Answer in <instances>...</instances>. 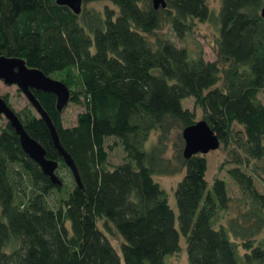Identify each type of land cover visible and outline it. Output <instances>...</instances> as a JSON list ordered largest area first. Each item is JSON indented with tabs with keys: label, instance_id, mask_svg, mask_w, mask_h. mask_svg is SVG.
Returning <instances> with one entry per match:
<instances>
[{
	"label": "trees",
	"instance_id": "obj_1",
	"mask_svg": "<svg viewBox=\"0 0 264 264\" xmlns=\"http://www.w3.org/2000/svg\"><path fill=\"white\" fill-rule=\"evenodd\" d=\"M95 1L116 8L83 7L76 14L57 0H0V54L64 81L70 101L84 106L67 127L57 96L35 91L81 183L38 110L18 112L46 157L59 163L57 174L69 169L73 179L58 174L61 185L0 114V264H171L183 238L191 264H264V238L257 239L264 232V192L246 170L264 159V0H222L217 15L208 0H166L159 9L153 0L84 4ZM214 18L216 61L202 50L192 56L162 32L169 26L184 39L195 22ZM2 96L14 108L9 94ZM190 97L221 145L234 143L228 174L240 188L238 199L225 179L209 183L205 154L185 157L183 135L168 156L173 130L198 122L184 105ZM109 138L123 147L121 163L111 164ZM182 173L176 212L155 177ZM100 220L120 234V250Z\"/></svg>",
	"mask_w": 264,
	"mask_h": 264
},
{
	"label": "rangeland",
	"instance_id": "obj_2",
	"mask_svg": "<svg viewBox=\"0 0 264 264\" xmlns=\"http://www.w3.org/2000/svg\"><path fill=\"white\" fill-rule=\"evenodd\" d=\"M211 9L217 15L220 11L222 0H208ZM110 6L116 8L110 1H95L85 3L83 7L87 9H95V10H104L105 6ZM162 32L165 34L180 47H187L192 54V56H196L201 50L204 53V56L207 60L216 61L220 58L218 53V45L217 41L219 38V26L217 24V20L214 18L211 22H195L193 26V31L184 39H180L177 35L169 28V26H165ZM220 84H223L221 81ZM0 94L6 95L9 94L11 105L15 108L17 112L22 111L25 107H29L34 111L36 108L29 101L27 96L23 93V91L17 85H10L4 82V80L0 79ZM264 98V92L261 95ZM184 105L186 108L194 111L196 113L197 121L203 120L204 112L200 106L196 104V100L194 97H190L184 100ZM84 110L83 104H78L75 102H69L65 108L63 109V120L64 124L67 127L74 126L77 123L78 114ZM4 116V115H3ZM8 122V119L4 116L2 124ZM240 125H236V129H240ZM183 129H174L169 142V153L168 156L172 157L174 153L175 144L179 142L180 135L182 136ZM158 137V132H153L150 142H148L147 146L150 147L151 144L155 143ZM116 139L109 138L107 140L108 150L110 152V161L111 164L121 163L124 159L125 152L123 147L119 144H115ZM113 145L111 148L110 146ZM234 143H231L229 146L221 145L219 149L212 150L209 153L205 154L208 158L209 168L207 172V179L210 184L214 182L216 178H223L228 182L230 194L234 197V199H238L241 197L240 188L235 184V182L231 179L228 174V169L233 167L235 163L233 162V149ZM246 170L253 174L256 185L260 191L264 192V159L263 160H252L250 166L246 168ZM58 174L65 181H72L73 177L70 174L68 168H63L58 170ZM184 174H176V175H156L155 179L158 181L163 188L166 189L170 204L173 208L178 212L175 189L183 178ZM230 214H226L223 222H227ZM99 226L105 230L106 234L110 238L111 242L120 250V245L122 242V237L120 234L114 229L112 226V231H108L104 227V220L99 221ZM264 238V232L260 234L257 239L258 241ZM238 241V240H237ZM182 250L169 257L168 262L171 264H191L188 258L187 252V244L186 240L182 239ZM243 253V248L241 249Z\"/></svg>",
	"mask_w": 264,
	"mask_h": 264
},
{
	"label": "water",
	"instance_id": "obj_3",
	"mask_svg": "<svg viewBox=\"0 0 264 264\" xmlns=\"http://www.w3.org/2000/svg\"><path fill=\"white\" fill-rule=\"evenodd\" d=\"M84 2L85 0H57L58 4L69 6L76 14H80L83 11ZM153 3L156 9L167 7L166 0H153ZM262 15L264 16V7L262 9ZM0 79L4 80L7 84L17 85L41 116L47 121L56 146L64 156L65 162L74 172L78 182L81 183L76 163L72 156L62 146L56 126L35 94V91L55 94L58 98V109L63 111L71 100L70 87L64 81L46 74L42 69L29 66L27 61L23 58L9 57L1 54ZM0 114L4 115L16 129L17 133L20 135L21 143L25 151L41 165L44 172L51 177L54 183L63 184L62 179L57 174L59 163L46 157L45 148L25 130L18 112L10 106L1 94ZM182 135L185 140L184 155L186 158H190L198 153L207 154L212 150L219 149L221 146L219 136L205 119L185 127Z\"/></svg>",
	"mask_w": 264,
	"mask_h": 264
}]
</instances>
